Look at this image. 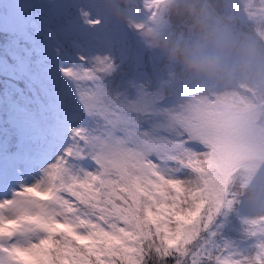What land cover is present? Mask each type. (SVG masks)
<instances>
[{
	"label": "snow or ice",
	"instance_id": "6c2138e0",
	"mask_svg": "<svg viewBox=\"0 0 264 264\" xmlns=\"http://www.w3.org/2000/svg\"><path fill=\"white\" fill-rule=\"evenodd\" d=\"M55 0L0 9V264H264V229L192 216L187 133L146 73L61 19ZM11 195H8V191Z\"/></svg>",
	"mask_w": 264,
	"mask_h": 264
},
{
	"label": "rangeland",
	"instance_id": "374dc122",
	"mask_svg": "<svg viewBox=\"0 0 264 264\" xmlns=\"http://www.w3.org/2000/svg\"><path fill=\"white\" fill-rule=\"evenodd\" d=\"M167 1L142 0V12L130 14L132 24L140 27L138 31L141 29L138 40L142 46L152 47L156 44L164 25L161 6ZM21 2L0 0V9L7 12ZM55 2L63 6L59 10L61 19L76 18L97 22L88 29V35L74 33V38L87 41L95 37L97 30L104 28L96 6L82 0ZM256 8L259 9V5ZM261 10L264 15V4ZM195 87L193 85L190 90ZM183 88L184 86L177 94L175 91L165 92L167 88L162 84L155 91L144 89L159 104V111L169 125L178 132H186L188 135L185 139L193 142L191 149L183 152L186 203L192 208V216L199 213L205 219L219 212L222 207L232 212L233 207L227 205L226 196L230 184L236 183H228L233 173L243 174L245 181L254 185L264 178L262 103L252 96L246 85L238 87L225 81L208 91L189 90L187 93ZM261 185H264L263 181ZM252 193L254 192L236 200L233 213L238 216L239 221L264 222V194L249 197ZM3 194L0 192V195ZM8 195H11L10 190Z\"/></svg>",
	"mask_w": 264,
	"mask_h": 264
},
{
	"label": "trees",
	"instance_id": "16d2710c",
	"mask_svg": "<svg viewBox=\"0 0 264 264\" xmlns=\"http://www.w3.org/2000/svg\"><path fill=\"white\" fill-rule=\"evenodd\" d=\"M82 1L96 6L99 20L104 22V28L97 30L94 33L95 37L111 41L117 55L123 51L130 57L122 71L132 72L137 63L141 65V70L146 75L140 82L147 91H155L159 84L164 85L167 88L165 92L169 93L175 91L177 94L181 92L183 86L187 92L193 85L196 87L190 92L203 89L208 91L225 81L238 87L246 85L252 96L262 103L264 111V95L251 84L227 75L211 79L189 72L181 57L176 54L180 49L191 47L195 31L200 26L214 28L232 46L248 44L257 48L264 47V15L261 14L263 0H168L161 6L163 8L160 13L164 25L156 44L152 47L141 45L138 40L141 29L138 31L140 27H135L130 19L132 12H142L143 7L140 3L142 0ZM257 5L259 9L256 8ZM228 66L230 65L226 63L225 68ZM2 79L3 77H0V80ZM0 87L3 85L0 84ZM261 181L264 182V178L254 185L246 182L243 174L233 173L228 183H236L230 184L226 196L227 205L233 207L234 211L236 200L246 197L247 193L254 192L249 197L264 194V185H261ZM233 211L231 213L237 227L243 225L246 229L255 231L264 229L263 221H239Z\"/></svg>",
	"mask_w": 264,
	"mask_h": 264
},
{
	"label": "clouds",
	"instance_id": "9594fccd",
	"mask_svg": "<svg viewBox=\"0 0 264 264\" xmlns=\"http://www.w3.org/2000/svg\"><path fill=\"white\" fill-rule=\"evenodd\" d=\"M185 68L211 79L225 75L245 81L264 95V47L254 45L232 46L214 28L200 26L188 49L176 53ZM230 66L225 68V64Z\"/></svg>",
	"mask_w": 264,
	"mask_h": 264
}]
</instances>
